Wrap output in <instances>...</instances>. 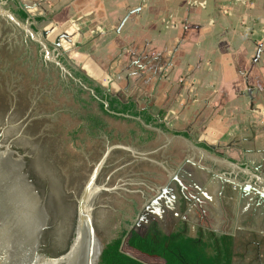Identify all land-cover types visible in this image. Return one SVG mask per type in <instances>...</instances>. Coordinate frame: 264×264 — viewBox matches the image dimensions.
Masks as SVG:
<instances>
[{"label":"crops","instance_id":"obj_1","mask_svg":"<svg viewBox=\"0 0 264 264\" xmlns=\"http://www.w3.org/2000/svg\"><path fill=\"white\" fill-rule=\"evenodd\" d=\"M17 1L111 95L264 180V0Z\"/></svg>","mask_w":264,"mask_h":264},{"label":"water","instance_id":"obj_2","mask_svg":"<svg viewBox=\"0 0 264 264\" xmlns=\"http://www.w3.org/2000/svg\"><path fill=\"white\" fill-rule=\"evenodd\" d=\"M18 4L25 10L20 1ZM126 17L127 15L123 21ZM29 20L30 18L27 17L25 22H21L4 7L3 2H0V52L12 49L15 44H19L20 54H22L26 53L28 40L37 43L43 62L38 66L48 68V64H53L54 68L58 69V71H52L53 75L51 72L52 82L47 88L48 93L52 94L51 99L60 98L58 106H70L72 101L69 99V94L57 87L59 81L67 80V77L71 76L58 60L60 54L56 52L61 50L59 39L65 38L60 36L53 45L48 44L46 33L33 31ZM49 46L53 49L50 50ZM32 57L35 58L33 50ZM5 64L0 61V85H4V93L8 89L10 93L15 94L22 86L19 83L22 81L11 74L7 75L8 68ZM34 64L36 65L35 60L30 66L33 67ZM13 72H23V70ZM38 87L39 85H35L34 88ZM47 101H45V107L34 102L33 111L39 115L43 112L50 114L47 116L51 120L50 128L54 125H63L69 130L77 124L75 119L67 115L54 114L51 109L52 103H46ZM12 111L13 106H10L5 118H9ZM24 119L25 117L19 121L7 123L5 128L1 129L2 138L7 134L11 136L12 131L19 127ZM33 119L38 120L39 117L35 115ZM49 126L46 125V127ZM111 128L114 130V135L118 133L121 135L119 140L110 142V146L115 148L110 154L112 159L110 161L114 166L118 165L119 161L116 160L122 155L118 151L123 150L133 155L138 154L142 160H149L154 166L163 168L164 162L159 157L161 145L172 144L169 151L171 170L162 181L156 178L159 184L156 195L144 205L142 210L146 212L149 208L159 205L163 197L165 200L168 198L165 203L168 206L169 215L162 216L161 212L156 214L159 230L162 233H174L185 226L188 237L197 238L198 235H202L203 241L207 243L208 255L213 253L212 239L229 236L232 239L231 264H264V180L172 134L158 131L152 149L139 152L136 147L130 146L134 143L127 136L130 126L112 122ZM102 139L105 138L102 137ZM12 144H14L13 140H0V264H99L106 244L112 239L110 237L116 235L115 231L107 233L99 229L97 232L92 224L91 201L94 191L99 190L100 186L88 185L77 199L76 225L68 248L58 255L47 254L46 251L55 253V250L61 248L63 239L59 238L58 228L46 234L52 214L48 210L46 199L40 197L35 191L26 171L25 156L27 154L16 152ZM88 144L89 142L87 143L89 149L103 142L99 139ZM109 150V148L106 150V154ZM63 151L70 154L80 153V151L75 152L76 150L70 145H66ZM153 153L156 155L155 159L150 158ZM59 161L64 163L61 171L68 177L72 166L60 159ZM129 164L126 163L124 167H128ZM156 167L153 171L151 170L153 173ZM124 183L135 189L144 186L143 179L140 177L127 178ZM124 189L132 191L127 187ZM106 190L109 191V189ZM118 199V202L122 201L121 198ZM118 205L119 203L116 204ZM113 225L114 222L111 226ZM130 233L132 231H129L127 235ZM122 250L136 256L126 246H123ZM137 259L143 261L142 258Z\"/></svg>","mask_w":264,"mask_h":264},{"label":"trees","instance_id":"obj_3","mask_svg":"<svg viewBox=\"0 0 264 264\" xmlns=\"http://www.w3.org/2000/svg\"><path fill=\"white\" fill-rule=\"evenodd\" d=\"M5 1L9 3V6L5 8L9 9L17 19L21 22L27 20V14L19 6L17 0ZM34 21L39 22L40 19L36 18ZM30 28L36 31L33 24L30 25ZM28 43L33 49L35 58L32 57V52L20 54L19 44H15L12 49L0 52V61L5 62V66L8 68L7 75L11 74V76L20 78L22 81L19 82L22 85L18 90L19 93L16 92L14 97L4 93V85H0V104L6 105L9 101H14L16 104L14 114L21 115L30 102L33 106L35 102L45 107V101L48 100L46 103H52L51 109H53L54 114L67 115L77 121V124L69 130L63 125H54L50 128L51 120L47 118L50 114L43 112L39 115L40 123L49 126L47 137L43 141H34L45 148H43L44 154L42 155L45 162H50L51 159L56 158L68 164L81 163L83 156H85L83 153L88 149V142L90 144V142L99 140L101 137L106 138L108 142L121 138L119 133L114 135V130L111 128L112 122L125 123L130 126L127 136L137 143H145L153 138L154 132L147 130V128L157 129L174 136L186 137L184 133L170 132L165 127L163 112L160 111L156 116H153L148 109H139L133 101L111 95L102 86L82 73L77 66L67 62L61 55L58 60L66 67L71 76L56 84L59 90L61 88L69 94L72 103L70 106H58L57 103H60V98L51 99L52 94L47 91L52 82L51 72L53 70L58 71V69L54 68L53 64H48V68L38 67L37 56L40 47L32 41L28 40ZM49 49L52 50L53 47L49 46ZM33 60L36 61V65L31 67ZM14 70H23V72H13ZM35 85H39V87L35 89ZM36 94L38 95L36 96ZM51 138L54 143L50 140ZM125 138L127 139V137ZM66 145H70L76 150L75 152L80 151V153L70 154L63 151ZM212 241L213 253L208 255L206 252L207 243L203 241L202 235H198L197 238L188 237L185 226L170 234L162 233L157 227H154L147 235H141L137 232L127 235V230L121 229L106 244L99 264H231V237L224 235L219 239H212ZM123 246L134 252L136 256L125 253L122 250ZM137 258H142L143 261Z\"/></svg>","mask_w":264,"mask_h":264},{"label":"flooded vegetation","instance_id":"obj_4","mask_svg":"<svg viewBox=\"0 0 264 264\" xmlns=\"http://www.w3.org/2000/svg\"><path fill=\"white\" fill-rule=\"evenodd\" d=\"M1 2H3L4 7L9 6L7 1L1 0ZM32 50L27 42L26 52L31 53ZM37 58V66L38 64L42 65V56L39 52ZM5 92L7 95L11 94L14 97V94L10 93L8 89ZM10 106H13V111L9 118H5L6 111ZM15 109L16 104H14V101H9L6 105L0 104V140H13L14 144H12V147L14 150L20 154H27L25 156L26 171L29 174L35 191L40 197L46 199L48 210L52 214L46 234L55 228H58L60 231L59 238L63 239L61 248L55 250V253H48L43 248L47 254L58 255L68 248L76 225L77 199L88 185H92V187H94V184L95 186H100L99 190L94 191L91 201L93 207L92 224L97 232H99V229H102L107 233L112 231L117 233L121 229H126L127 233L129 231L139 233L137 230H141V235H147L154 227L159 229L156 214L157 212H161L162 216L169 215L168 206L165 203L168 198L165 200V197H163L159 205L149 208L146 212H142V210L144 205L156 195L159 187L156 178L162 181L171 170L169 167V151L172 144L161 145L159 157L164 162L163 168L154 166L149 160H142V157L138 154L133 155L131 152L123 150L118 151L122 155H120V159L117 158L118 160H116L119 161L118 165L114 166L112 165L113 162L111 163L110 154L115 148L110 146V142L106 138L102 139L101 137L100 140L103 144L91 146L95 148L94 150L91 147L86 150L83 153L85 156H83L84 158L81 163L69 164L72 166V170L67 177L61 171L64 168V163L62 164L56 158L51 159L50 162L48 161L49 164L45 162L42 159V155L44 154L43 145L34 142L36 140L43 141L47 137L48 127L44 123L41 124L39 119H33L35 115L40 116L38 113H34L32 102L28 104L21 115H15ZM24 117L25 119L22 124L12 131L13 134L11 136L7 134L2 138L1 129L5 128L7 123L14 120L19 121V119ZM147 130L154 132L153 138L147 140L145 143L134 142L130 145L136 147V150L139 152L152 149L156 142L159 130L153 128H147ZM18 133L21 134L18 135ZM143 137L145 138V135ZM50 140L54 143L52 138ZM108 148L110 150L106 154ZM155 157L156 155L153 153L150 158L155 159ZM126 163H130L128 167H124ZM155 167L156 171L153 173L152 171ZM136 177L143 179V188L139 186L138 189H135V187L133 188L124 183L127 178ZM126 187L132 189V191H126L124 189ZM106 189H109V191ZM118 198H121L122 201L118 202ZM117 202L119 203L118 206H116ZM141 213L142 217H140ZM112 222H114L113 226H111Z\"/></svg>","mask_w":264,"mask_h":264},{"label":"rangeland","instance_id":"obj_5","mask_svg":"<svg viewBox=\"0 0 264 264\" xmlns=\"http://www.w3.org/2000/svg\"><path fill=\"white\" fill-rule=\"evenodd\" d=\"M0 2H1V0H0ZM61 56H63V55H61ZM66 60H67V62H70L71 63V61L70 60H68V57H66V56H63ZM72 64V63H71ZM119 97V96H118ZM139 109H143V108H140V107H138Z\"/></svg>","mask_w":264,"mask_h":264},{"label":"built area","instance_id":"obj_6","mask_svg":"<svg viewBox=\"0 0 264 264\" xmlns=\"http://www.w3.org/2000/svg\"><path fill=\"white\" fill-rule=\"evenodd\" d=\"M29 13V12H28ZM29 14H31V13H29ZM28 16V15H27ZM31 15H29V17H30Z\"/></svg>","mask_w":264,"mask_h":264}]
</instances>
